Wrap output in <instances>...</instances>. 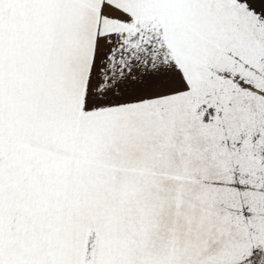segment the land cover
Wrapping results in <instances>:
<instances>
[{
    "label": "snow or ice",
    "instance_id": "snow-or-ice-1",
    "mask_svg": "<svg viewBox=\"0 0 264 264\" xmlns=\"http://www.w3.org/2000/svg\"><path fill=\"white\" fill-rule=\"evenodd\" d=\"M0 264H264V0H0Z\"/></svg>",
    "mask_w": 264,
    "mask_h": 264
}]
</instances>
